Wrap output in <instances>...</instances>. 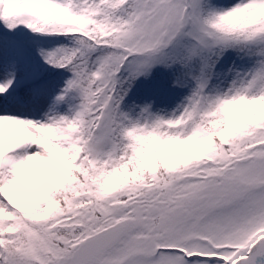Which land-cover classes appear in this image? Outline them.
Returning <instances> with one entry per match:
<instances>
[{
    "label": "snow or ice",
    "instance_id": "obj_1",
    "mask_svg": "<svg viewBox=\"0 0 264 264\" xmlns=\"http://www.w3.org/2000/svg\"><path fill=\"white\" fill-rule=\"evenodd\" d=\"M0 264H264V0H0Z\"/></svg>",
    "mask_w": 264,
    "mask_h": 264
}]
</instances>
